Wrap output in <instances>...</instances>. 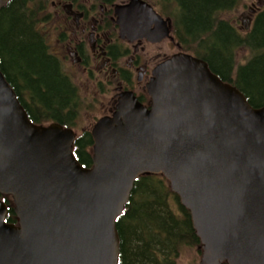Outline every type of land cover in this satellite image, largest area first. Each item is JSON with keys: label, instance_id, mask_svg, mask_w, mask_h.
<instances>
[{"label": "water", "instance_id": "95a60500", "mask_svg": "<svg viewBox=\"0 0 264 264\" xmlns=\"http://www.w3.org/2000/svg\"><path fill=\"white\" fill-rule=\"evenodd\" d=\"M114 13L121 39L170 36L145 0ZM145 89L147 105L120 91L93 124L84 167L74 130L33 123L0 71V194L18 220L5 221L0 200V264H117L115 220L143 173L162 174L190 211L198 264H264V105L182 51L153 68Z\"/></svg>", "mask_w": 264, "mask_h": 264}, {"label": "trees", "instance_id": "16d2710c", "mask_svg": "<svg viewBox=\"0 0 264 264\" xmlns=\"http://www.w3.org/2000/svg\"><path fill=\"white\" fill-rule=\"evenodd\" d=\"M147 1L169 19L182 51L204 60L222 81L238 88L252 107L264 105V6L254 15L249 30L241 32L221 17L241 0ZM44 3L8 0L0 8V71L31 121L58 122L75 129L81 98L39 28L46 19L42 16ZM242 51H247L244 61L236 64ZM146 99L143 94L138 98ZM92 144L90 129H82L73 141L74 156L84 167L92 165ZM0 199L7 206L6 222L16 224L11 196L0 194ZM115 227L119 237L117 264H177L185 246L201 254L190 211L160 173H143L135 179Z\"/></svg>", "mask_w": 264, "mask_h": 264}, {"label": "flooded vegetation", "instance_id": "af4514ba", "mask_svg": "<svg viewBox=\"0 0 264 264\" xmlns=\"http://www.w3.org/2000/svg\"><path fill=\"white\" fill-rule=\"evenodd\" d=\"M68 1L62 7L63 14L65 19L73 25L70 28H63L58 36L64 54L58 55L50 48L52 53L57 55L62 62L66 61V58L71 59L74 65H78L89 75L91 73L90 64L97 62L100 72L108 70L104 72V75L107 76L112 71L113 75L111 76L125 84L123 88L131 90L137 99L141 97V94L147 96L145 84L151 77L153 68L166 56L163 55L161 60L151 63L152 56L150 55V60H148L146 53L141 50L142 48H139L141 42H148L143 38L129 42V46H126L122 53L119 46L124 47L122 40L126 39H120L118 36L119 28L116 23L114 8L116 5L125 4L129 0ZM252 12H254L253 9ZM253 16L249 14V17ZM249 17L243 19H249ZM135 86L137 90H135ZM144 101L142 102L147 104L148 99ZM114 106L115 102L112 109Z\"/></svg>", "mask_w": 264, "mask_h": 264}, {"label": "rangeland", "instance_id": "374dc122", "mask_svg": "<svg viewBox=\"0 0 264 264\" xmlns=\"http://www.w3.org/2000/svg\"><path fill=\"white\" fill-rule=\"evenodd\" d=\"M68 2V0H45L44 14H42V16H46V19L39 23V28L45 33L44 35L47 38L49 47L58 55L64 54L61 41L58 37L59 33L62 32L63 28H70L71 25H73L70 21L65 19L63 14L62 7ZM263 6L264 4L258 3V0H241L240 4L234 10L221 14V17L228 20L241 32H244L247 19L243 18H247L249 14L253 16L255 10ZM154 8L157 10L156 7ZM252 9L254 12L251 13ZM122 42H124L125 47L129 46L128 40H122ZM139 48H142L141 50L146 53V58L148 60H150L149 56H152L153 60L151 63L161 60L163 55L170 56L179 51V48L176 46L173 39H171V36L157 44L143 41L140 43ZM246 53L247 51L239 52L236 58V64L244 61L243 58ZM63 64L65 71L77 85L78 93L81 98L79 115L76 119L77 124L74 131L78 134L82 129L91 130L93 124L100 117L111 111L113 103L118 97V92L121 89L125 90L123 88L125 84H122L119 80L112 77V71H109L110 73L105 76L104 72L108 70L100 72L97 62H92L90 64V75L86 74L78 65H74L69 58H66ZM118 87H120V89H118ZM136 88L135 86V90H137ZM199 259L200 254H198L196 248L185 246L181 250L177 264H189L190 262L198 264Z\"/></svg>", "mask_w": 264, "mask_h": 264}]
</instances>
